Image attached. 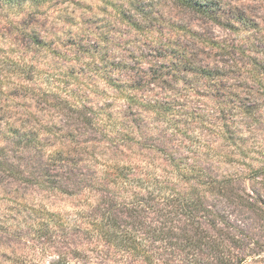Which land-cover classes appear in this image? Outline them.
Listing matches in <instances>:
<instances>
[{
    "label": "rangeland",
    "instance_id": "1",
    "mask_svg": "<svg viewBox=\"0 0 264 264\" xmlns=\"http://www.w3.org/2000/svg\"><path fill=\"white\" fill-rule=\"evenodd\" d=\"M214 1L0 0V264H264V0Z\"/></svg>",
    "mask_w": 264,
    "mask_h": 264
},
{
    "label": "trees",
    "instance_id": "2",
    "mask_svg": "<svg viewBox=\"0 0 264 264\" xmlns=\"http://www.w3.org/2000/svg\"><path fill=\"white\" fill-rule=\"evenodd\" d=\"M176 1L181 2L183 6L191 8L194 12H197L198 14L202 15L203 17L208 18L211 22H215L216 24H218L219 26H221L223 28H226V29H229L230 27L232 28L231 24H233V22L236 23L234 20H229V19L224 18L226 11L224 12V8H222L221 7L222 5H220V3H218L217 1H214V0H176ZM237 22H239V24H242L245 27V31H249V30H251V28H254V30H255V27H250V23L247 20V17L240 15V16H238ZM253 26H256V25L254 24ZM199 39L204 44H208L207 42H211L212 46L214 47L213 49H217V48L228 49L230 47V45L227 41L218 42V41H214V40L203 39L200 37H199ZM185 57H186V55H184L183 57H181L179 59L178 58L175 59L176 61H179V64L181 61H185V63H184L185 66H187L189 68V69H185L186 70V72L184 71L185 74H191V75L193 74L194 75V74H200L201 73V75H204L205 77H207L209 79V81H212L214 83L216 82V80H215L216 78L217 79L218 78H225V76H226V74L223 73L222 68L221 69L217 68L216 70L215 69L212 70V69H208V67L202 68V69L201 68L199 69L197 67H193V65L188 61V59H185ZM254 64L256 67H258V69L264 71V69H262L261 67L258 66V63L255 62ZM190 67H193V68L190 69ZM251 74H253L254 77H256V81L254 80L255 82L262 84L261 82H263L264 73L262 75L261 73L251 72ZM179 77H180V75H179ZM181 79H179V80H181ZM249 94H251V93H249ZM231 95L232 94L230 93V96ZM158 104L159 103H157V107L156 106L153 107L152 105H151V107L153 109H156V108L161 109V106ZM164 105L165 106L163 108H164V111L166 112L167 108H169V107L166 106V103ZM225 105H226V103H224V101L221 102V100H220L216 109L222 114L224 112V110H226V108L224 107ZM169 110H172V112H175V113L179 112L177 110L174 111L173 108H169ZM254 110H255V107H250V106L244 105L242 112L245 115H252L254 113Z\"/></svg>",
    "mask_w": 264,
    "mask_h": 264
},
{
    "label": "clouds",
    "instance_id": "3",
    "mask_svg": "<svg viewBox=\"0 0 264 264\" xmlns=\"http://www.w3.org/2000/svg\"><path fill=\"white\" fill-rule=\"evenodd\" d=\"M9 111H12V110H9ZM15 111H22L21 109H15ZM16 117L14 116L13 117V119H15ZM240 127L243 129L244 128V125L243 124H241L240 125ZM244 135H249V133H248V131L245 129L244 130ZM5 251H7V249H5ZM39 252V250H37V253ZM56 259H59V256H56L55 257ZM258 259H264V257H260V258H258ZM44 264H48V262L47 261H44ZM247 264H252V261H251V259H249L248 261H247Z\"/></svg>",
    "mask_w": 264,
    "mask_h": 264
}]
</instances>
